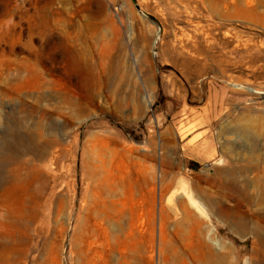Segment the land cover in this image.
<instances>
[{
	"label": "rangeland",
	"instance_id": "rangeland-1",
	"mask_svg": "<svg viewBox=\"0 0 264 264\" xmlns=\"http://www.w3.org/2000/svg\"><path fill=\"white\" fill-rule=\"evenodd\" d=\"M260 1L0 0V264L14 237L10 264H196L189 227L170 209L195 210L192 201L208 204V215L196 211L202 237L217 241L226 264H254L264 129L251 126L254 153L239 131L264 122ZM221 166L256 196H221L248 214L245 230L209 204L219 190L198 177ZM108 173L125 221L115 209L109 236L91 232L93 246L83 238L71 253L74 204ZM131 193L139 215L130 238ZM8 211L24 223L12 226Z\"/></svg>",
	"mask_w": 264,
	"mask_h": 264
},
{
	"label": "bare ground",
	"instance_id": "bare-ground-1",
	"mask_svg": "<svg viewBox=\"0 0 264 264\" xmlns=\"http://www.w3.org/2000/svg\"><path fill=\"white\" fill-rule=\"evenodd\" d=\"M259 4L264 5V0H261ZM261 93L262 92H258L259 97L261 96ZM253 125L257 126L258 129H264L263 121L249 120V122L243 125L239 131L244 140V150L250 153H254L261 144L260 139L252 134L251 126ZM230 130L231 129L226 128L223 130V132L225 133ZM205 142L208 143L209 141ZM227 146H229L228 150L231 152H234L238 148L237 142H227ZM195 150L196 149H193L192 152H195ZM212 155H214V153H211V156ZM87 166L88 164L84 163L83 167L85 171H88ZM245 169L246 167L241 168V170ZM223 174H226L227 176H229V178L227 179ZM198 177L200 179H204L210 186L217 187L219 190V196L214 197L207 193V189L199 187L201 193H205V195L208 194L207 197L208 201L210 202L209 204H212L216 208V211L218 213H220L223 217L227 218L232 223L236 224L238 228L245 230L247 228L249 219L248 214L242 216L239 214V212L236 211L235 208L225 207L222 202L223 197H221L222 195L235 194L239 197H243V199H245L248 203H251L256 199V196L251 193L246 186L241 187L240 184H238L236 178V169L229 166H221L216 168L213 175H206L204 177V175L198 174ZM115 180V176L112 173H108V175L104 179H102L99 188H96L93 191L94 196H92L91 192L89 191V183L87 182L85 190L82 192L80 198L78 199V202L74 204V234L72 237L71 253L76 250V245L83 238H86L85 240L88 247L93 246L94 243L91 239V232L102 231L103 234L108 237L110 234V224L111 220L113 219L115 209L118 210L119 216H116L114 220H118L120 222L125 221L124 215L126 212L127 203L123 202L121 199L116 200L112 198V193L115 190ZM178 184L189 185L190 180L188 177L182 176L180 177ZM250 184L251 182H249V185ZM103 187L106 193L108 191V194L103 193ZM34 198H38V195L35 194ZM259 201L264 202V182L261 185V194L259 197ZM26 202L27 198L25 197L23 198V203ZM129 204L131 205H128V207L131 210L132 220L129 224L130 229L128 231V237L131 238L134 236L135 231L138 229L137 216L139 215V211L137 209V199L135 198L133 193H131ZM191 204L195 210L189 208L188 206H183L182 210H180L177 205H172L170 209L176 216H180L178 221L179 227H189V232L192 237V242L190 245L194 249V258L196 264H226V261L228 259L227 255L218 251L215 246L217 245V241L213 239L211 240L210 235L213 232L214 228L211 227L209 231V239L212 241V244L207 243L202 237V220L200 216L196 214V211L199 212L201 216H206V214L208 215V204L206 202L198 203L196 201H192ZM8 215L10 216L12 226H21L20 223H24L23 215H16L15 211H8ZM163 216L164 218L160 224V228L161 232L165 236V227L167 218L169 217V212L167 214L164 211ZM251 216L252 218L255 217V215ZM16 238L17 237H14L12 239L13 241L10 240L8 244V264H10L9 262L12 257V243H14V240ZM260 239V245L256 244L251 251V255L255 259L254 264L264 263V259L259 256L261 255V251H263L262 247H264V235H261Z\"/></svg>",
	"mask_w": 264,
	"mask_h": 264
}]
</instances>
